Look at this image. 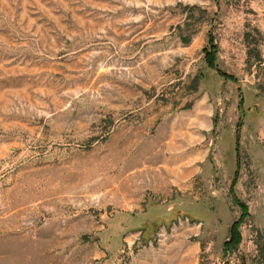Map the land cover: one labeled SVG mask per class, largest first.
I'll return each mask as SVG.
<instances>
[{
    "label": "rangeland",
    "instance_id": "374dc122",
    "mask_svg": "<svg viewBox=\"0 0 264 264\" xmlns=\"http://www.w3.org/2000/svg\"><path fill=\"white\" fill-rule=\"evenodd\" d=\"M0 264H264V0H0Z\"/></svg>",
    "mask_w": 264,
    "mask_h": 264
},
{
    "label": "trees",
    "instance_id": "16d2710c",
    "mask_svg": "<svg viewBox=\"0 0 264 264\" xmlns=\"http://www.w3.org/2000/svg\"><path fill=\"white\" fill-rule=\"evenodd\" d=\"M211 49H205V54H206V60L208 62V65L212 68H215L222 76L232 79V77L229 74H226L225 72H222L221 70L218 69L217 63H216V57H215V51H216V46L211 42ZM238 223H235L232 227V233L231 236L229 238V240H227V242L225 243V249L226 250H232L233 248H235L238 243H239V233L236 231V226Z\"/></svg>",
    "mask_w": 264,
    "mask_h": 264
}]
</instances>
